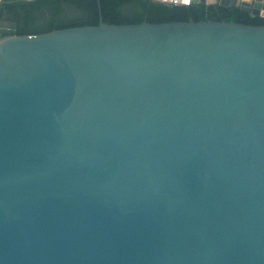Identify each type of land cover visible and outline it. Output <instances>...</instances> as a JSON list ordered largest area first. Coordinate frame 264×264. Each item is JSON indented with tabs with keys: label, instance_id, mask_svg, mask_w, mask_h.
<instances>
[{
	"label": "water",
	"instance_id": "95a60500",
	"mask_svg": "<svg viewBox=\"0 0 264 264\" xmlns=\"http://www.w3.org/2000/svg\"><path fill=\"white\" fill-rule=\"evenodd\" d=\"M0 264H264V25L1 38Z\"/></svg>",
	"mask_w": 264,
	"mask_h": 264
},
{
	"label": "trees",
	"instance_id": "16d2710c",
	"mask_svg": "<svg viewBox=\"0 0 264 264\" xmlns=\"http://www.w3.org/2000/svg\"><path fill=\"white\" fill-rule=\"evenodd\" d=\"M143 21H231L264 25V17L218 2L172 3L161 0H0V39L55 29Z\"/></svg>",
	"mask_w": 264,
	"mask_h": 264
},
{
	"label": "built area",
	"instance_id": "2783aa9c",
	"mask_svg": "<svg viewBox=\"0 0 264 264\" xmlns=\"http://www.w3.org/2000/svg\"><path fill=\"white\" fill-rule=\"evenodd\" d=\"M165 2H172V3H183V4H190L191 0H161Z\"/></svg>",
	"mask_w": 264,
	"mask_h": 264
}]
</instances>
